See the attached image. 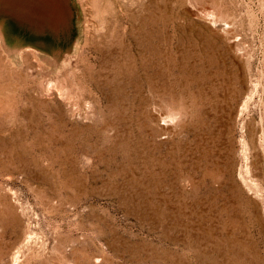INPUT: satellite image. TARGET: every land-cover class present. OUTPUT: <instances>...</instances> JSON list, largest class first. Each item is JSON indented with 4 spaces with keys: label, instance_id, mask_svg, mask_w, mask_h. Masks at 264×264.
I'll return each instance as SVG.
<instances>
[{
    "label": "rangeland",
    "instance_id": "1",
    "mask_svg": "<svg viewBox=\"0 0 264 264\" xmlns=\"http://www.w3.org/2000/svg\"><path fill=\"white\" fill-rule=\"evenodd\" d=\"M61 2L0 0V264H264V0H169L125 65Z\"/></svg>",
    "mask_w": 264,
    "mask_h": 264
},
{
    "label": "bare ground",
    "instance_id": "2",
    "mask_svg": "<svg viewBox=\"0 0 264 264\" xmlns=\"http://www.w3.org/2000/svg\"><path fill=\"white\" fill-rule=\"evenodd\" d=\"M39 9L40 13H43L52 23L53 28L55 30H59V34L63 35L65 33L64 26V8L62 6L61 0H34ZM169 0H86L89 8V17L91 20H94V24L91 23L93 34L90 35L86 40L91 43V45L98 46V42H102L103 45H109L116 41V43L124 44V46L120 49L121 54L123 52L127 53L125 58H122L119 54H117L114 58L118 59L119 65H125L128 61V58H133L136 56L132 53L131 48L132 44H136L137 47L141 45V43L147 38L146 34H143L145 28L153 29L151 25L153 24V12L155 8H158L163 12H167ZM179 2V1H178ZM190 2V0H189ZM162 8H161V6ZM172 4V3H171ZM183 4V3H182ZM170 5V4H169ZM181 5V4H180ZM171 6V5H170ZM169 6V7H170ZM174 6V5H173ZM182 6V5H181ZM85 8V7H84ZM87 8V9H88ZM171 8V7H170ZM182 8V7H181ZM42 12H41V10ZM158 10V9H157ZM160 12V13H162ZM159 15V14H158ZM178 15V14H177ZM180 15V14H179ZM207 16V15H206ZM157 17V16H156ZM179 17V16H178ZM87 18V17H86ZM175 18V17H174ZM156 20V19H155ZM179 21V20H178ZM1 24V23H0ZM104 26L103 29L99 27ZM113 29L112 33H115L118 37H122L123 39H112L109 40L110 33ZM62 30V32H61ZM0 31L2 29L0 28ZM86 32V31H85ZM145 36L146 38L140 39L141 36ZM88 36V35H87ZM86 36V37H87ZM154 36V35H153ZM134 39V40H133ZM152 40V39H151ZM168 40V39H167ZM2 47L5 52H7L8 56L12 54L11 49L5 43H2ZM115 44V43H114ZM100 45V44H99ZM101 46V45H100ZM106 46V47H107ZM179 46V45H178ZM30 47V46H29ZM120 47V46H119ZM136 47V46H135ZM180 48V47H179ZM26 49V48H25ZM99 50V48H97ZM147 49V48H146ZM28 50V49H27ZM96 50V49H95ZM101 50V52H100ZM99 52L103 54L104 49H100ZM109 50V49H108ZM106 50L107 56H114L115 51ZM139 50V49H138ZM17 51V50H16ZM119 51V50H118ZM149 51V50H148ZM184 51V50H183ZM4 52V53H5ZM180 52V50H179ZM105 53V50H104ZM117 53V52H116ZM145 54L144 52H141ZM147 53V52H146ZM167 53V52H166ZM140 54V53H139ZM64 56V55H63ZM62 56V57H63ZM158 56V55H157ZM46 57V56H45ZM61 57V58H62ZM103 57V56H102ZM105 57V56H104ZM103 57V58H104ZM146 59L144 55L142 57ZM42 59V58H41ZM105 59V58H104ZM137 59V58H136ZM56 61V60H55ZM54 61V62H55ZM107 61V60H105ZM143 61V60H142ZM58 62V61H57ZM117 62V61H116ZM115 62V63H116ZM133 62V61H132ZM131 62V64H132ZM144 62V61H143ZM160 62V61H159ZM167 62V61H166ZM208 62V61H207ZM124 63V64H123ZM50 64V63H49ZM107 64V63H106ZM142 64V63H141ZM102 65V64H101ZM114 65V64H113ZM109 66V65H107ZM111 66V64H110ZM116 66V65H115ZM132 66V65H131ZM130 66V67H131ZM144 66V65H143ZM161 66V65H160ZM104 67V66H103ZM122 68V66H121ZM233 75V74H232ZM221 77V76H220ZM219 78V77H218ZM204 79V78H203ZM203 83V82H202ZM204 87V86H203ZM202 87V88H203ZM201 88V87H200ZM210 89V88H209ZM226 89V88H225ZM228 89V88H227ZM224 91V89H223ZM226 91V90H225ZM230 91V90H229ZM204 92V91H203ZM227 93V92H226ZM202 94V91H201ZM225 94V93H224ZM226 95V94H225ZM224 97V96H223ZM228 97V95H227ZM226 98V97H225ZM218 101V100H217ZM227 104V103H226ZM225 104V105H226ZM229 104V103H228ZM227 104V105H228ZM204 105V104H203ZM219 105V104H217ZM205 106V105H204ZM141 107V106H140ZM220 107V106H219ZM217 107V109L219 108ZM226 107V106H225ZM149 111V110H148ZM206 112V111H205ZM225 113V112H224ZM228 113V112H227ZM226 113V114H227ZM141 114V113H140ZM144 114V113H143ZM154 114V113H153ZM146 115V114H145ZM142 116V115H141ZM230 116V115H229ZM230 119V118H229ZM120 120V119H119ZM155 120V119H154ZM162 120V119H161ZM128 125V124H127ZM147 125V124H146ZM165 128V127H164ZM257 140V139H256ZM141 159V158H140ZM216 164V163H215ZM190 166V165H189ZM154 167V166H153ZM182 168V167H181ZM143 175V174H142ZM190 175V174H189ZM137 177V176H136ZM194 177V176H193ZM196 180V179H195ZM203 181V180H202ZM196 182V181H195ZM214 183H218V180H214ZM187 183V182H186ZM194 183V181H193ZM185 184V183H184ZM224 184V183H223ZM221 186V185H220ZM216 187V186H215ZM175 191V190H174ZM217 191V190H216ZM145 192V191H144ZM155 192V191H154ZM160 204V203H159ZM137 208V207H136Z\"/></svg>",
    "mask_w": 264,
    "mask_h": 264
}]
</instances>
